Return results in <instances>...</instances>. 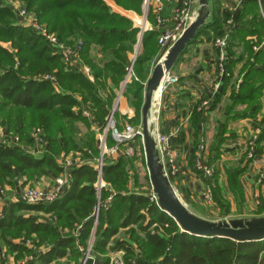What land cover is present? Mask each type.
<instances>
[{
    "label": "trees",
    "instance_id": "16d2710c",
    "mask_svg": "<svg viewBox=\"0 0 264 264\" xmlns=\"http://www.w3.org/2000/svg\"><path fill=\"white\" fill-rule=\"evenodd\" d=\"M17 1L26 13L33 14L40 30L76 50L81 66H67L39 32L16 25L15 15L0 0V43L8 42L14 51L0 46V126L5 137L17 138L16 143L6 146L0 143V191L6 186L16 190L43 177L55 179L62 173V167L56 163L59 154L77 152L82 161L65 171L66 186L53 200L34 205L25 204L19 197L7 201L0 214V264H5L3 258L7 255L12 257L13 264H109L110 255L119 252L122 264H264V239L237 242L181 232L157 207L151 189L146 186V191H139L135 157L105 154L100 157L96 132L103 131L117 91L122 87L121 96L133 110L132 118L137 117L139 122L144 83L162 53L157 45L160 29L155 26L156 16L161 18L160 11H155L150 0L145 17L152 27L140 39L139 29L129 19L111 11L104 0ZM112 1L137 14L144 2ZM237 7L228 16L213 3L209 19L187 45L200 36L212 35L215 39L226 36L219 96L199 99L190 115V119L200 121L205 109L201 101L209 102L208 109H212L226 86L229 87L207 160L194 154L190 158L192 170L210 189L218 219L232 215L230 201L216 185L215 171L205 176L195 170V161L198 158L202 164L213 166L223 152V144L232 135L228 125L238 119L255 120L264 91V45L253 51L264 34L259 14L264 1L239 0ZM248 37H254L255 42ZM137 49L131 64L130 58ZM237 64H240L239 82L231 74ZM81 67H86L88 73ZM129 67V77L122 85ZM45 75L49 78H44ZM74 107L78 108L75 112ZM113 117L119 118L116 110ZM132 118L120 116L130 122ZM263 120L264 114L254 124L259 132L252 140L251 151L248 139L239 159L223 168L225 187L235 209L243 203L238 178L262 154ZM77 122L88 129L87 137L76 136ZM35 127L39 128L38 144L43 148L39 156L22 147L32 141L29 131ZM113 144L107 131L105 145ZM197 145L196 141L193 150L197 151ZM166 176L171 182L173 176L170 173ZM99 179L102 186L97 190ZM254 215H264V201L259 200Z\"/></svg>",
    "mask_w": 264,
    "mask_h": 264
},
{
    "label": "crops",
    "instance_id": "0c3cea01",
    "mask_svg": "<svg viewBox=\"0 0 264 264\" xmlns=\"http://www.w3.org/2000/svg\"><path fill=\"white\" fill-rule=\"evenodd\" d=\"M160 1V17L165 20L166 25H170L175 9L177 8V0H159ZM209 1V13L210 7L214 3L219 11L226 12L230 16V11L233 7L235 10L238 8L236 4L237 0H208ZM248 1V0H242ZM151 6L154 7L153 2L150 1ZM111 4V2H110ZM197 0H192L190 8L192 11L197 10ZM115 13L118 9H114ZM234 12V11H233ZM232 12V13H233ZM142 18L145 17L142 13ZM132 15L126 16V18L132 21L134 18ZM210 14L207 18L209 19ZM146 21V19H145ZM147 22V21H146ZM149 25V22H148ZM137 28V27H136ZM139 39H140V33ZM138 39V41H139ZM251 42L254 41V37L247 38ZM215 38L212 35L209 38L200 36L195 42L187 46L183 54L178 61L173 64L169 71V75L176 77L177 81L174 84H168L165 88L158 90L153 101V124L154 131L166 134L173 132L172 137L169 138V145L171 152L174 155L176 172L172 175L170 185L174 189L185 206L193 214L206 219L204 216L193 212L190 207H197V205L203 206L199 199V194L203 190L204 185L199 179L198 175L192 170L191 156L194 154L196 157L201 158L203 161L207 160V153L209 152L210 144L214 135L217 124L222 119L223 109L226 103L227 95L229 93V87L226 86L222 95L218 98L217 103L212 109L209 108V102H206L204 112L200 121L198 119H190L192 106L199 99H205L208 95L210 97L219 96L222 79L217 80V59L218 48L213 44ZM260 43V41H258ZM258 43L256 45H258ZM227 44V42H226ZM224 60L226 58V52H223ZM240 64H237L232 69V78H237L236 82H239ZM163 81V80H162ZM217 84V87L215 85ZM122 88L119 89L116 94L117 99L115 103V109L118 110V114L125 116L126 118H132L134 113L131 108L126 104L125 99L121 96ZM261 110L256 116L255 120L252 119H238L231 122L228 125V130L232 133L231 137L223 144V152L220 154L219 159L216 160L212 166V169L217 175L216 185L230 201L231 210L234 211V205L231 203V197L229 196L226 187L223 174V168L228 163L235 162L242 155L245 149V145L248 139L252 137L258 128H254V124L262 118L264 114V91L261 96ZM117 107V108H116ZM114 109V110H115ZM240 109V106L239 108ZM193 121V122H192ZM264 124V120H263ZM225 136H227L225 134ZM197 141V151L194 149V143ZM262 154L258 159H264V139L261 142ZM201 147V149H200ZM165 171V166L163 167ZM260 166H258L255 158L249 164L247 171L239 176L238 186L242 191V209L254 210L258 205L259 200L264 201V181L257 183L255 181L257 174L264 173ZM258 171H260L258 173ZM52 181L47 179H41L37 184V187L48 188ZM4 198V197H3ZM6 201H12L10 196L4 198ZM183 202V203H184ZM256 205V206H255ZM205 206V205H204ZM189 207V208H188ZM207 207V206H205ZM216 210L215 204L211 201L208 206ZM240 216L235 215L237 218L248 217L245 212H238ZM232 217V216H231ZM234 217V216H233ZM234 219V218H231ZM121 253H114L110 255L109 264H122Z\"/></svg>",
    "mask_w": 264,
    "mask_h": 264
},
{
    "label": "built area",
    "instance_id": "2783aa9c",
    "mask_svg": "<svg viewBox=\"0 0 264 264\" xmlns=\"http://www.w3.org/2000/svg\"><path fill=\"white\" fill-rule=\"evenodd\" d=\"M150 1L153 2L155 11L159 12L160 1L159 0H150ZM191 2L192 0H177L178 5L177 8L175 9L172 18L170 19L171 21L170 25H166L164 19L159 18V16H156L155 26L160 29V33L157 37V45L162 49V53L160 57L176 41V39L180 36L182 31L189 25V23L193 21L195 17V11H192L190 8ZM147 3L148 0H144L143 7L146 6ZM238 3L239 0L236 1V4ZM234 10L235 7H233L230 11H234ZM259 14L264 23V8L259 7ZM16 15L18 17V20L19 21L21 20L22 22L25 18L26 13L21 7H18ZM144 19L145 17L140 19L135 18L133 21L136 27L139 29L140 34H142L144 31L150 30V26L148 24H145ZM32 25L33 26L31 27V29L39 32L46 39V41H48V43L54 48V50L60 53L63 62L67 66L74 65L80 68V65L78 64L76 57V50L61 45L54 38L53 35L46 34L43 30H40L39 27L36 26L35 24ZM213 44L218 48V59H217L216 67L218 71L217 80L219 81L221 80L224 74L222 63L224 60L223 52L226 47V36H223L222 38H216ZM262 45H264V34L260 43H258V45L253 47V51H257ZM81 69L83 70V72L88 73L86 67H81ZM129 71H130V67L127 70V76L129 74ZM44 78H49V76H45ZM165 79L166 81L164 83L163 81L161 82V89L165 88L166 85L174 84L177 81L176 77L170 76L169 74L165 75ZM215 87H217V84L215 85ZM205 105L206 102H203L202 106ZM83 115L86 116V113L83 112ZM107 131L109 132L110 137L114 142V144L109 148L105 146V135ZM139 132H140V126L137 127L136 129H132L129 125L124 124L120 128H117L114 123V120L112 119V115L109 114L105 120V126L103 128V131L100 135H98L97 138L100 157L102 156V154H105L107 157H116L118 155L131 157L133 155V147L130 146V143L135 140V137H137ZM39 133H40L39 130L36 129L32 134V139H34V141L37 143H39L40 141ZM256 133L257 131H255L254 135L250 137L251 141H249L248 143L250 151L252 148V140L256 138ZM172 135L173 132L161 134L154 131V139L159 154V158L163 167L165 166L166 168L164 172L165 174L170 173L171 175H174L176 172V165H175L174 155L171 152V148L169 145V138L172 137ZM138 140H140L139 142L141 143L140 137L138 138ZM16 142H17L16 137H5L4 135H0V143H2L4 146ZM250 151L248 153L249 156H250ZM64 166H66V163ZM64 166L63 165L61 166L62 173L52 181L50 187L48 188L32 187V188L24 189L20 193L19 199L25 204L34 205L41 202H49L54 198H56L61 193L62 189L66 186L67 183ZM194 168L196 171L204 174L205 176H210L213 172L212 167L202 164L201 161L198 160V158L195 161ZM96 171L99 177L101 172V160L97 162ZM255 181L257 183L264 181V173L258 174L256 176ZM101 186L102 184L99 179L97 182V190ZM0 198H2L1 191H0ZM151 198L155 200L153 194ZM199 199L201 203L207 207L211 204V193L208 187L204 186L203 190L199 194ZM0 212H1V207H0Z\"/></svg>",
    "mask_w": 264,
    "mask_h": 264
},
{
    "label": "water",
    "instance_id": "95a60500",
    "mask_svg": "<svg viewBox=\"0 0 264 264\" xmlns=\"http://www.w3.org/2000/svg\"><path fill=\"white\" fill-rule=\"evenodd\" d=\"M197 10L191 23L182 31L176 41L162 54L151 67L144 83L142 104L139 112L142 152L148 183L155 197L157 207L169 216L181 232L203 238H223L237 242L260 241L264 239V215L220 219L216 221L201 218L187 209L175 193L164 172L154 139L153 101L161 89L163 76L169 74L183 49L188 45L196 32L204 25L209 16V1L197 0ZM146 14L145 6L143 8ZM135 51L131 64L137 54ZM127 76H125L124 82ZM159 93V92H158ZM115 109L113 107L111 115ZM97 206L95 208V216Z\"/></svg>",
    "mask_w": 264,
    "mask_h": 264
},
{
    "label": "rangeland",
    "instance_id": "374dc122",
    "mask_svg": "<svg viewBox=\"0 0 264 264\" xmlns=\"http://www.w3.org/2000/svg\"><path fill=\"white\" fill-rule=\"evenodd\" d=\"M5 2V6L8 7V9L10 10L11 13H13V15H15V23L16 25H19L21 27H29L31 28L33 25L32 24H35L36 26H38L37 23H35L33 21V14L30 12V13H26L25 15V18L24 20L21 22V20L19 21L18 20V17L16 15L17 13V9L18 7H21V4L17 1V0H4ZM111 2V4H110ZM104 3L106 4V6L113 12H115L114 9H118V12L117 14L123 16L126 18V16H128L129 14L132 15L131 18H142V13H143V5L141 7V10L140 12L137 14L131 10H124L122 9L121 7L115 5L113 3L112 0H104ZM147 6V5H146ZM146 6H145V10H146ZM128 19V18H127ZM146 19V17H145ZM144 19V21H145ZM130 20V19H129ZM131 21V20H130ZM147 21V19H146ZM145 21V24H148L149 22V26L150 28L152 27V23H150V21ZM132 23V21H131ZM134 23V22H133ZM135 25V23H134ZM136 26V25H135ZM0 46H2L3 48H5L6 50H8L9 52H14L12 50V48L9 46V43L8 42H1L0 43ZM131 57V56H130ZM133 57V56H132ZM132 59V58H130ZM47 76V75H45ZM43 76V77H45ZM118 93V91H117ZM76 97V95H75ZM77 98V97H76ZM116 99H117V96L116 98L114 99L113 101V104H112V109L113 107L115 106V103H116ZM81 107V106H80ZM117 108V107H116ZM78 108H72V111H76ZM80 109V108H79ZM111 109V111H112ZM83 110V109H82ZM117 112L118 110L115 109ZM140 112V111H139ZM139 112H138V118H139ZM111 113V112H110ZM82 116V115H81ZM119 118L118 117H113L114 118V121L116 123L117 126H122L124 124H127L129 125L132 129H136L137 127L140 126V123L137 122V117L136 118H132V122L130 121H127L126 119H129V118H126V119H120V116L119 115ZM84 117V116H82ZM134 117V116H133ZM112 118V119H113ZM119 127V128H120ZM33 129V130H32ZM36 129H39V128H36L35 127V130ZM91 130H93L92 128H90ZM34 128H31V130L29 131L32 132L30 134V136L32 137V134L34 133ZM75 130H77L79 133H76V136H80V137H87L88 136V129H86L83 125H81L79 122H77L75 124ZM102 133V132H101ZM101 133H98L96 132V139L98 138V135H100ZM0 135H3V128L0 126ZM8 135L11 136L10 133H8ZM140 140H134L130 143V146L133 147V155L131 157H135L134 158V164H135V168H136V173H137V183H138V188H139V191H146L148 188L150 189V185L148 183V179H147V173H146V170H145V165H144V158H143V152H142V145L141 143L139 142ZM106 146V145H105ZM23 149L28 152L29 154H32L33 156H39L42 154L43 152V148L41 145H39L37 142L34 141V139H32V141H29V144L26 143V144H23L22 145ZM109 148V147H107ZM82 160H81V154L80 153H77V152H68L67 154H59L57 157H56V163L57 165L59 166H64L65 163H66V166L65 167V171L69 168V167H72V166H75L76 164L80 163ZM257 161V164L258 166H260L262 168V170H264V159H258L255 158V162ZM62 164V165H61ZM211 167V166H209ZM261 170V171H262ZM260 171H258L259 173ZM60 175V174H59ZM58 175V176H59ZM258 175V174H257ZM44 179H47L48 181H53V180H50L49 178H46V177H43ZM43 178H39L36 180V182H30V183H27L25 184L24 186L22 187H19L17 188L16 190H13V189H10L9 187H5L4 189H1V195H2V198H0V207H1V212L0 214L2 213V210H3V207H5L7 201L4 199L6 196H10L12 199H17L19 196H20V193L24 190V189H27V188H32V187H37V184L36 183H39L41 179ZM263 182V181H262ZM261 182V183H262ZM148 188H147V187ZM4 197V198H3ZM182 200V199H181ZM184 202V201H183ZM184 204H186L184 202ZM256 206V205H255ZM189 208V207H188ZM190 210H192L193 212H196L198 214H200L201 216H204L207 220H211V221H216V220H220L218 219V213H216V210L211 208V207H205L204 205L203 206H200V205H197V207H190L189 208ZM231 214L232 215H229L228 217L226 218H223V219H231V218H237L235 217V214H237L238 212H245V214L248 215V217H253L255 216V209L254 210H243L241 207L240 208H234V211L231 210ZM232 216V217H231ZM234 216V217H233ZM246 217V216H245ZM28 245V243H26ZM4 263L5 264H13V259L11 256H5L4 258ZM24 260L22 259L21 261H19V263H22Z\"/></svg>",
    "mask_w": 264,
    "mask_h": 264
},
{
    "label": "bare ground",
    "instance_id": "6f19581e",
    "mask_svg": "<svg viewBox=\"0 0 264 264\" xmlns=\"http://www.w3.org/2000/svg\"><path fill=\"white\" fill-rule=\"evenodd\" d=\"M21 8H22V7H21ZM22 9H23V8H22ZM78 64H79V62H78ZM79 65H80V64H79ZM80 66H81V65H80ZM128 77H129V76H127V79H128ZM127 79H126L125 81H127ZM163 79H164V80H163V83H164V82L166 81L165 76H163ZM124 83H125V82L123 81L122 85H124ZM156 94H157V93H156Z\"/></svg>",
    "mask_w": 264,
    "mask_h": 264
}]
</instances>
